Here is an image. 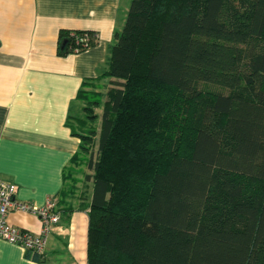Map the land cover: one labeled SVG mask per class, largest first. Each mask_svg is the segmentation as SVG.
<instances>
[{
  "label": "trees",
  "instance_id": "16d2710c",
  "mask_svg": "<svg viewBox=\"0 0 264 264\" xmlns=\"http://www.w3.org/2000/svg\"><path fill=\"white\" fill-rule=\"evenodd\" d=\"M102 80L77 95L99 132L68 124L91 172L86 264H264V0H130Z\"/></svg>",
  "mask_w": 264,
  "mask_h": 264
},
{
  "label": "crops",
  "instance_id": "0c3cea01",
  "mask_svg": "<svg viewBox=\"0 0 264 264\" xmlns=\"http://www.w3.org/2000/svg\"><path fill=\"white\" fill-rule=\"evenodd\" d=\"M129 2L0 0V181L12 184L21 202L41 206L48 197L56 199L60 217L39 262L0 240V264H86L90 205L65 183L79 147L68 120L82 86L106 70ZM60 32L88 35V46L60 56ZM7 222L40 231L33 215L12 212Z\"/></svg>",
  "mask_w": 264,
  "mask_h": 264
},
{
  "label": "built area",
  "instance_id": "2783aa9c",
  "mask_svg": "<svg viewBox=\"0 0 264 264\" xmlns=\"http://www.w3.org/2000/svg\"><path fill=\"white\" fill-rule=\"evenodd\" d=\"M89 36L76 34L74 47L71 53H78L88 46ZM57 201L48 197L43 205L21 202L15 198V187L12 184L0 181V240L22 249L30 256L41 258L44 255L47 238L59 220L56 209ZM23 213L35 216L40 223V231L33 234L26 230L8 224L10 213Z\"/></svg>",
  "mask_w": 264,
  "mask_h": 264
},
{
  "label": "rangeland",
  "instance_id": "374dc122",
  "mask_svg": "<svg viewBox=\"0 0 264 264\" xmlns=\"http://www.w3.org/2000/svg\"><path fill=\"white\" fill-rule=\"evenodd\" d=\"M90 87L85 89L87 92L89 93H97L100 95H104L105 90L103 89V86L107 85V80H102V81H98V82H94L92 84H89ZM202 89V91H208V92H220L225 94L226 91L211 86V85H201L200 87ZM104 101V98L102 97L100 102L102 103ZM83 108V104L80 101H76L74 103V108L72 109L70 115V119L68 120V124L70 125L71 130H73L75 133H82L84 130H88V129H94L97 133L99 132L100 129V116H101V107L94 109V113L98 116V120L96 121V123L94 125H90V124H84L83 127H80V122H78V120L81 122L83 121V114L81 109ZM95 144L94 147L92 149V156H93V160H95L97 158V138L95 139ZM86 161L87 158L86 156H80V158L76 159V161H74L73 163H70V165L66 168L65 170V174H64V179H65V183L70 185L72 192H78V193H82V195H84V192L86 187L84 186L83 183V178L84 175L89 172L87 171L86 168ZM91 174V172H90ZM67 185V186H68ZM65 190V189H64Z\"/></svg>",
  "mask_w": 264,
  "mask_h": 264
}]
</instances>
